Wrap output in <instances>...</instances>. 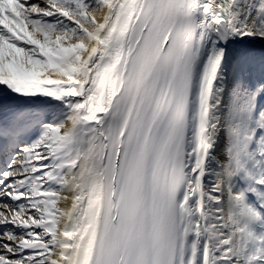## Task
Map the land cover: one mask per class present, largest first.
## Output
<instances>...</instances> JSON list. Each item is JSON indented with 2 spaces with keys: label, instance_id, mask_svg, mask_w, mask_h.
Listing matches in <instances>:
<instances>
[{
  "label": "snow or ice",
  "instance_id": "1",
  "mask_svg": "<svg viewBox=\"0 0 264 264\" xmlns=\"http://www.w3.org/2000/svg\"><path fill=\"white\" fill-rule=\"evenodd\" d=\"M0 264H264V0H0Z\"/></svg>",
  "mask_w": 264,
  "mask_h": 264
},
{
  "label": "rangeland",
  "instance_id": "2",
  "mask_svg": "<svg viewBox=\"0 0 264 264\" xmlns=\"http://www.w3.org/2000/svg\"><path fill=\"white\" fill-rule=\"evenodd\" d=\"M33 2H35V3H40L41 0H33Z\"/></svg>",
  "mask_w": 264,
  "mask_h": 264
},
{
  "label": "bare ground",
  "instance_id": "3",
  "mask_svg": "<svg viewBox=\"0 0 264 264\" xmlns=\"http://www.w3.org/2000/svg\"><path fill=\"white\" fill-rule=\"evenodd\" d=\"M99 14L97 13V16H98ZM53 103H55V102H53Z\"/></svg>",
  "mask_w": 264,
  "mask_h": 264
}]
</instances>
